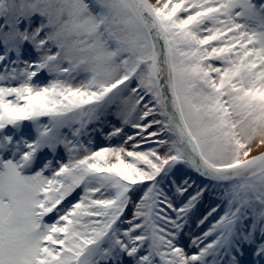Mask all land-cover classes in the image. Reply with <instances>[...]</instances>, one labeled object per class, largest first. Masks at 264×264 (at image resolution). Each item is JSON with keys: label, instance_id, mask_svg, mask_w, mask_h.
Returning a JSON list of instances; mask_svg holds the SVG:
<instances>
[{"label": "snow or ice", "instance_id": "6c2138e0", "mask_svg": "<svg viewBox=\"0 0 264 264\" xmlns=\"http://www.w3.org/2000/svg\"><path fill=\"white\" fill-rule=\"evenodd\" d=\"M24 121L0 264H264V0H0Z\"/></svg>", "mask_w": 264, "mask_h": 264}, {"label": "rangeland", "instance_id": "374dc122", "mask_svg": "<svg viewBox=\"0 0 264 264\" xmlns=\"http://www.w3.org/2000/svg\"><path fill=\"white\" fill-rule=\"evenodd\" d=\"M153 2H155V0H153ZM37 135L38 133L36 131V128L31 121H24L17 125L6 126L4 129L0 130V141H3L4 137H10L11 142L7 143L3 147H0V158L4 160L18 159L21 152L26 150L24 148V142L25 141L30 142V141L35 140ZM95 142L97 146H102L105 143H107L99 135L96 137ZM55 156L56 157L64 156L62 146L57 147ZM50 158H54V154L52 153L51 149H49L47 146L38 150L34 156L31 170L35 171L38 168L43 167V163ZM23 171L27 172L28 169H24Z\"/></svg>", "mask_w": 264, "mask_h": 264}, {"label": "bare ground", "instance_id": "6f19581e", "mask_svg": "<svg viewBox=\"0 0 264 264\" xmlns=\"http://www.w3.org/2000/svg\"><path fill=\"white\" fill-rule=\"evenodd\" d=\"M257 151H258V150H256L255 152H253V154H257Z\"/></svg>", "mask_w": 264, "mask_h": 264}]
</instances>
